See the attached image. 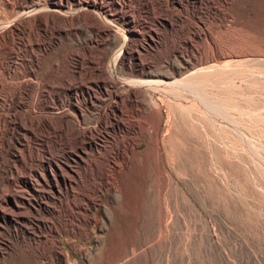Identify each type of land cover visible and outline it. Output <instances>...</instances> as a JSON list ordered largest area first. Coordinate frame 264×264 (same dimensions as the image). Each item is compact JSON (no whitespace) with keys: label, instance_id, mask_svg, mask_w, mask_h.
I'll return each mask as SVG.
<instances>
[{"label":"rangeland","instance_id":"obj_1","mask_svg":"<svg viewBox=\"0 0 264 264\" xmlns=\"http://www.w3.org/2000/svg\"><path fill=\"white\" fill-rule=\"evenodd\" d=\"M0 264H264V0H0Z\"/></svg>","mask_w":264,"mask_h":264},{"label":"bare ground","instance_id":"obj_2","mask_svg":"<svg viewBox=\"0 0 264 264\" xmlns=\"http://www.w3.org/2000/svg\"><path fill=\"white\" fill-rule=\"evenodd\" d=\"M47 7H48V6H47ZM54 7H55V8H59L60 6H59V5H57V4H55V6H54ZM43 8H44V7H43ZM32 9H33V8H32ZM32 9H31V10H32ZM40 9H41V8H40ZM29 10H30V9H29ZM34 10H35V9H34ZM55 10H56V9H55ZM59 10H60V9H59ZM38 11H39V10H38ZM96 11H97V10H96ZM30 12H31V11H30ZM60 12H61V11H60ZM100 12H101V11H100ZM25 14H26V13H25ZM30 14H32V13H30ZM34 14H35V13H34ZM19 16H20V15H19ZM23 17H24V16H23ZM16 18H17V17H15V19H16ZM102 18H103V16H102ZM18 19H19V18H18ZM18 19H17V20H18ZM21 19H22V17H21ZM107 19H108V18H107ZM9 23H11V24H12V22H9ZM104 23H105V22H104ZM11 24H10V25H11Z\"/></svg>","mask_w":264,"mask_h":264}]
</instances>
